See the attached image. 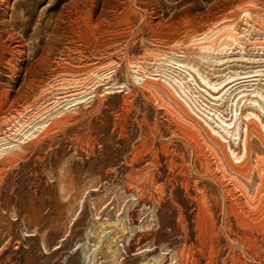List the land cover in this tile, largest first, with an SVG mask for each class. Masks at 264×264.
<instances>
[{
	"label": "rangeland",
	"instance_id": "374dc122",
	"mask_svg": "<svg viewBox=\"0 0 264 264\" xmlns=\"http://www.w3.org/2000/svg\"><path fill=\"white\" fill-rule=\"evenodd\" d=\"M146 83L188 114L132 96ZM259 165L264 0H0V264H264L220 223L222 187L254 199Z\"/></svg>",
	"mask_w": 264,
	"mask_h": 264
},
{
	"label": "bare ground",
	"instance_id": "6f19581e",
	"mask_svg": "<svg viewBox=\"0 0 264 264\" xmlns=\"http://www.w3.org/2000/svg\"><path fill=\"white\" fill-rule=\"evenodd\" d=\"M134 93L132 94V96H139L142 99L144 98L148 103H150V105H164L163 97H165L166 99L172 101V103L176 105L183 114H188V110H186L179 99H177L175 94H173L168 89H162L159 86L153 85L151 83H146V86H143V89L139 90L136 88L134 90ZM213 136L214 135H210L212 143H214L217 147L220 146L219 139ZM198 149L199 154L197 153L196 161L201 167H207L209 173H211L212 175H214L215 171L213 170L215 167L218 169H223L222 165L219 162V159H217L214 152L211 153V155L203 153L202 145L199 146ZM244 149L245 153L247 154V143H245ZM221 152L223 153L224 160L231 171L242 175L243 172H246L248 170L247 159H243L244 155L239 158H231L230 153L222 150ZM211 156L214 159V163H211V161L209 160L211 159ZM234 162L239 165L235 167ZM263 171L264 168L261 165L256 168V172L259 177H262L261 174ZM182 189L186 199L193 203L196 207L195 219L200 224L203 232L214 237V239H217L223 231L217 227L218 221L214 213V206H216V203L212 204L211 201L205 196L204 191L199 192L197 183H194L192 185L189 180H184ZM222 192L223 195L220 199V223L224 224V222L230 223V221H232L238 234L242 236L244 241L250 243L256 249L264 247V182L262 183V187L257 189L254 199L248 198L245 193H243L244 197H239L228 190V188L226 187H222ZM211 256L212 255H209L210 262L212 260ZM180 262L186 264L188 261L182 259V261ZM197 263L198 260L193 259L191 264Z\"/></svg>",
	"mask_w": 264,
	"mask_h": 264
}]
</instances>
